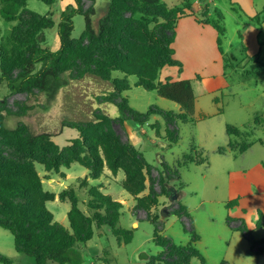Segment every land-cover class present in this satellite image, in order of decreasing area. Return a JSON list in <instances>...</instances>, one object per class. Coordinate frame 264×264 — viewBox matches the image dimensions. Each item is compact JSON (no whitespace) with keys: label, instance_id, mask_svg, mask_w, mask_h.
I'll return each mask as SVG.
<instances>
[{"label":"rangeland","instance_id":"rangeland-1","mask_svg":"<svg viewBox=\"0 0 264 264\" xmlns=\"http://www.w3.org/2000/svg\"><path fill=\"white\" fill-rule=\"evenodd\" d=\"M111 1L83 0L84 10L94 13L92 18L96 28L99 21L108 14ZM161 1L171 9H183V11L178 10L179 12L192 11L199 18L204 16L203 13L208 16L210 12L208 20L212 24L217 19L216 12L223 16L222 25L226 31L222 38L223 53L217 44V30L212 24L196 30L184 24L179 27L177 25L173 48L182 65L181 73L177 67H168L161 70L158 78L160 82H164L163 80L170 76L189 78L188 80L193 83L198 105L207 117L196 114L194 122H179L177 125L179 140L176 144L168 140L167 125L159 113L152 114L143 125L135 124L131 120H118L111 125L112 134L133 144L145 160L158 169H161V160L170 166L177 161L182 163V158L189 153L192 146L204 149L208 163L181 169V181H173L169 184L175 187L178 194L181 191V202L191 212L194 228L200 237L196 249L206 258L207 264L223 262L264 264V254L258 255L245 235L231 229L227 224L228 217L243 219L251 238L255 241H263L264 224L260 225L262 218L258 210L264 216V209H256L254 207L256 200L249 199L246 201V210L242 206L231 211L226 210L225 203L241 191L237 189V183L232 182L229 174L235 160L232 156H223L218 152L220 148H226L228 145L226 127L229 124L244 127L241 134L234 138L233 146L237 149L251 142L254 135L264 139V131H258L264 130V115L258 116L254 122L255 113L264 114V70L260 72L258 68L257 71L254 70L252 68L254 62L247 59L242 52L243 48L251 51L256 45V38L252 32L255 31L257 23L252 22L254 17H251L245 9L248 5L256 3L258 12H261L264 8V0ZM70 6H73V0H57L53 5L32 0L21 9L14 21L6 22L1 16L0 5V114L4 117L5 125L10 129H15L21 124L34 135L53 134L51 140L60 149L72 145L73 141L81 137L77 129L63 127L64 120L75 122L94 120L97 109L110 116H116V107L103 100L104 94L112 89L111 83L87 74L81 79H71L68 86L63 88L54 100L48 102L38 91L34 93L11 91L6 76L10 74V78L18 82L19 74L22 72L20 66L33 44L49 47L53 51L60 48L57 25L61 14ZM124 10L121 14L127 23L130 20H139L147 22L150 30L154 28L151 20L143 14L127 13ZM44 17L53 20L54 28L35 34L33 25H38ZM74 23L72 38L77 43L84 36L85 17L76 16ZM133 28L134 24L124 26L122 38L125 44L130 43L126 35L128 30ZM260 42L264 51V34ZM68 58L70 57L67 55ZM68 63L72 67V63ZM39 68L40 65H37V69ZM254 72H259L255 78L248 82L243 81L248 74ZM224 73L226 76L219 75ZM112 78L118 81L128 79L131 90L124 92L122 96L128 99V109L131 114L134 112L146 114L151 108H159L166 111L174 110L177 116L183 117V112L181 109L178 110L174 102L159 97L156 91H147L138 86L136 77L125 78L124 75L116 72L112 74ZM216 98L219 100L218 105L214 101ZM219 110L223 113L220 114ZM94 125L97 126L99 123L95 122ZM101 126L86 128V131L97 133ZM4 145L3 139L0 138V147ZM9 149L7 147L4 149L5 157L27 158L20 143L16 149L12 151ZM34 166L45 191L56 195V200L47 204L54 215V222H58L69 234H72L68 220L72 195L77 200L79 211L89 219L92 238L87 242L74 244L69 252L72 258L69 264H149L152 260L158 259L162 251L153 240L155 228L152 222L154 221L164 223L163 234L174 243L186 245L191 240V235L184 228L182 220L175 215L163 217L164 211L169 212L175 208L169 198L160 197L158 204L150 211V216L142 211L135 212L136 202L122 186L124 179L122 171L110 181L106 179V170L99 179H94L90 170L79 163L72 164L70 168L62 167L58 174L46 171L44 165L36 161ZM155 174L157 176L156 172ZM179 184H182L183 188L178 189ZM95 187L124 205L117 228L120 229L119 239L128 237L129 232L133 233L130 243L119 241L113 230L96 216L97 213L105 215V211L93 208L96 202H93L95 198L92 190ZM146 187L145 192L149 193V179ZM156 188L160 189L159 186ZM64 192L66 199L63 201L59 196ZM145 192L142 195L146 196ZM257 199L264 207V196ZM136 221L138 223L134 225ZM142 252L149 255L148 260L139 259ZM0 264H35L34 258L17 252L15 238L2 228H0ZM190 264L201 263L197 259H192Z\"/></svg>","mask_w":264,"mask_h":264},{"label":"trees","instance_id":"trees-1","mask_svg":"<svg viewBox=\"0 0 264 264\" xmlns=\"http://www.w3.org/2000/svg\"><path fill=\"white\" fill-rule=\"evenodd\" d=\"M32 0H0L1 16L6 22L14 21L21 9ZM47 5H53L57 0H39ZM127 13L139 12L149 18L154 24L150 30L149 24L144 21L123 19L122 11ZM181 8H169L161 0H112L109 12L99 21L96 28L93 24V12H86L83 0H73V6L66 9L60 16L57 25V36L60 48L56 51L49 47L33 44L28 50V56L23 59L20 66L18 82L6 76L8 88L18 93L43 94L48 102L56 98L59 92L68 86L71 79H81L92 74L101 80L111 83L103 100L116 107V116L105 114L100 109L95 112V119L87 122L63 121V127L77 129L81 133L80 139L73 141L72 145L60 149L51 138L50 133L32 134L24 125L15 129L8 128L4 117L0 114V138L5 145L0 147V228L9 231L15 238L16 250L26 257L35 259V264H69L71 262L70 250L75 243L91 240L92 234L87 219L78 209L74 195L70 197L71 209L68 220L72 234H69L62 225L54 222V215L48 208V203L56 200V195L45 191L43 182L38 175L34 162L44 165L48 172L59 173L62 167L70 168L72 164L79 163L99 179L108 169L114 176L124 172L123 188L128 195L136 201L135 212L150 211L158 204L160 197H172L170 182L181 179L180 170L198 162L197 155L202 162L207 163L201 151L192 148L185 155L182 163L170 166L161 160V169L151 166L137 148L130 142L123 141L120 136H113L111 125L118 120H131L135 124L143 125L152 114L159 113L167 125L168 140L176 144L179 140L178 123L192 121L196 108V96L190 80L173 82L166 79L158 81L160 72L165 67H178L181 73L182 65L175 59V50L172 47L175 39L177 21L187 12H179ZM189 14H193L192 11ZM78 15L85 17L84 36L77 41L72 38L75 27L74 18ZM255 20L260 24L259 16ZM134 24L128 30L129 44H125L122 33L125 25ZM218 32V46L222 52V37L224 29L213 23ZM35 27V34L54 28V22L44 17ZM263 49L259 53L262 54ZM67 55L68 58L67 59ZM248 59V58H247ZM69 60V61H68ZM254 63V70H264L263 59L256 57L249 59ZM72 63V67L69 63ZM37 65L40 68L37 69ZM121 73L125 78L134 76L137 85L147 91H156L159 97L167 99L178 105L183 117L177 116L173 111L151 108L146 114L140 112L130 113L128 99L123 97L124 92L130 91L128 79L113 80V73ZM258 72V73H259ZM258 73H251L243 81L253 79ZM102 125L99 132L86 131V128H96L94 124ZM227 135L233 138L228 149L221 148L219 152L234 150L238 154L246 151L251 142L235 148L234 138L240 135L241 130L227 126ZM18 143L23 145L27 158H7L3 155L4 149H16ZM40 155V157H38ZM195 159V160H194ZM201 162V161H200ZM157 173V176L155 174ZM150 180L149 193L141 196L147 189L146 182ZM157 186L160 187L157 190ZM94 209L104 210L105 215L97 213L100 221L110 227L119 241L130 243L133 233L128 237L120 238V229L117 225L124 205L113 200L110 195L102 193L96 187L92 190ZM178 194V193H177ZM60 199H66V192L60 194ZM175 207L170 215L182 220L184 228L190 233L191 241L188 245H177L163 234L164 223L152 222L154 225L153 240L162 248L159 258L149 264L162 262L165 264H190L197 259L201 264H207L205 257L196 249L195 244L200 240L194 225L193 217L185 206L177 201H171ZM238 205L237 200L227 203V208ZM260 225L264 224V216ZM150 220V219H147ZM231 229L241 232L251 242L252 249L258 254H264V240L255 241L251 238L243 219H227ZM222 264H226L223 262Z\"/></svg>","mask_w":264,"mask_h":264},{"label":"crops","instance_id":"crops-1","mask_svg":"<svg viewBox=\"0 0 264 264\" xmlns=\"http://www.w3.org/2000/svg\"><path fill=\"white\" fill-rule=\"evenodd\" d=\"M209 1V0H208ZM202 7H200L201 9ZM211 9V8H210ZM189 11V10H187ZM245 11L251 16V17H254L252 22L253 21H256L255 20V17L256 16H259L260 18V24L256 21L257 23V26L255 27V31L253 30L252 32V35L256 38V45L254 48H252L251 51H247L246 48H243V55L248 58V59H251L253 57H256L257 59L261 60L263 59L264 61V51H262V54L261 56L259 57V53L261 52V42L262 41V35L264 34V8L261 12H258V6L256 3H252L250 5H248V8L245 9ZM207 12V11H206ZM190 12H187V14L180 18L178 21H177V25L178 27L181 25V24H184V26H188L194 30L196 29H199V28H204L210 24H212L208 19V17L210 16V12L208 14V16H206L204 13H203V17L202 18H199L198 16H196V13L195 14H189ZM193 13V12H192ZM217 14V19L213 21V23H218L223 29V25H222V21H223V16L221 13H218L216 12ZM200 15H201V12H200ZM201 17V16H200ZM185 20V21H183ZM183 22H187V23H183ZM189 22V23H188ZM176 25V27H177ZM213 25V24H212ZM214 26V25H213ZM215 29V28H214ZM225 31V29H224ZM217 32V31H216ZM226 32V31H225ZM225 32H224V36H225ZM217 35H218V32H217ZM223 36V37H224ZM219 37V35H218ZM222 37V38H223ZM212 38V37H211ZM218 39V38H217ZM222 40V39H221ZM264 43V42H263ZM262 43V44H263ZM222 46V45H221ZM172 47H174V43L172 44ZM174 49V48H173ZM175 50V49H174ZM223 52V51H222ZM175 59L176 60H180L178 55H177V52L175 50ZM242 57V56H240ZM255 63V62H254ZM227 67V65H226ZM165 68H168L165 67ZM165 68H163L162 70H164ZM171 68V67H169ZM178 68V67H177ZM180 73V72H179ZM219 75H224L226 76V73L224 74H219ZM223 77V76H221ZM255 78V77H254ZM165 79H171L173 82H176V81H181V80H188L189 78H172L171 76L169 78H165ZM165 79L163 81H165ZM200 80V78H198ZM252 80V79H251ZM250 81V80H249ZM242 82V81H240ZM245 82H248V81H245ZM193 84V83H192ZM194 89V88H193ZM195 92V90H194ZM196 96V94H195ZM215 103L218 105L219 104V100L216 98L215 100ZM178 106V105H177ZM180 109V107L178 106V110ZM168 111H173V112H176L174 110H168ZM219 113L222 114L223 112L221 110H219ZM196 114H202L203 117H207V115L205 114V112H203V110L199 107L198 105V98L196 97V108H195V114L194 116L192 117V121L191 122H194V117L196 116ZM260 115H264L260 112H257L254 114V122L256 120V118ZM187 123H190V122H187ZM230 126H233V127H236V128H239V129H244V127H240V126H236V125H231L229 124ZM227 125V126H229ZM227 128V127H226ZM258 131H264L263 129L261 130H258ZM257 131V132H258ZM226 134H227V130H226ZM228 145L225 149H228V146L230 145L231 141H233V138H231L230 136H228ZM252 144L250 145V147L244 151L243 153H240L238 154L236 151L234 150H227L225 153L221 154L219 152L220 155H223V156H232V158L235 160V163H233V166L230 170V177L232 179V182H236L237 183V189L240 190L241 192L235 194L234 198H232L230 201H233V200H237L238 201V205L233 207V208H230L228 209L227 208V203L230 202H226L225 203V208L227 211H231V210H234L238 207H243V209H247L246 207V201L249 200V199H252V200H256L255 202V208L256 209H264V207L262 206L263 204H261V201L257 198H260L261 196H264V139L262 138H257L255 137V135L253 136V141L251 142ZM196 148L197 150L201 151L202 153H200L199 155H202L203 158L207 157L206 156V153H204V149L200 148V147H195V146H192V148ZM221 149V148H220ZM191 151V150H190ZM189 151V153H190ZM187 153V154H189ZM185 154V155H187ZM184 158V157H183ZM182 158V159H183ZM197 160L198 162H194L192 164H189L188 166H200V165H206L207 163H204L202 162V157L200 158V156L197 155ZM201 161V162H200ZM178 163V161H177ZM176 163V164H177ZM174 164V165H176ZM172 165V166H174ZM186 166V167H188ZM184 167V168H186ZM106 179H109L111 181V179H114V175L108 170L106 169ZM107 174H110L107 175ZM119 174V173H118ZM112 176V178H111ZM105 177V176H104ZM235 180H234V179ZM124 179H125V174H124ZM123 179V181H124ZM122 181V183H123ZM181 179L177 182H180ZM123 186V184H122ZM180 187L179 188H183L182 184H179ZM172 187V186H171ZM174 187V186H173ZM101 189V188H100ZM103 192V191H101ZM104 193V192H103ZM105 194V193H104ZM146 195H148V192H145ZM130 196V195H129ZM141 196H144V195H141ZM178 196H180V203L185 206L182 202H181V191L180 193L178 194ZM131 197V196H130ZM133 198V197H131ZM164 198V197H162ZM161 198V199H162ZM134 199V198H133ZM114 200V199H113ZM136 202V201H135ZM186 207V206H185ZM187 208V207H186ZM187 210L189 211V209L187 208ZM189 213L191 214V212L189 211ZM258 213H262L261 211L258 210ZM229 218V217H228ZM138 223L137 221L134 223V225ZM198 234V233H197ZM191 241V240H190ZM200 241V240H199ZM198 241V242H199ZM197 242V243H198ZM190 242H188L189 244ZM197 243L195 244V246H197ZM176 244V243H175ZM186 244V245H188ZM179 245V244H177ZM185 246V245H183ZM206 259V258H205ZM207 262V260H206ZM191 263V262H190Z\"/></svg>","mask_w":264,"mask_h":264},{"label":"water","instance_id":"water-1","mask_svg":"<svg viewBox=\"0 0 264 264\" xmlns=\"http://www.w3.org/2000/svg\"><path fill=\"white\" fill-rule=\"evenodd\" d=\"M170 189H171V192L173 194L172 197L170 198V201H177L178 200V194H177V191H176L175 187L172 186ZM162 215H163V217H167V216L170 215V213L167 212V211H164ZM139 259L140 260H148L149 259V255L147 253H145V252H142L139 255Z\"/></svg>","mask_w":264,"mask_h":264}]
</instances>
